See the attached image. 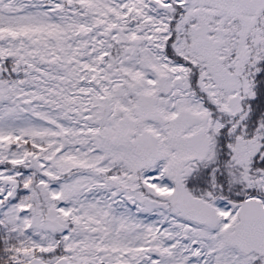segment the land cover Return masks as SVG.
Returning a JSON list of instances; mask_svg holds the SVG:
<instances>
[{
    "label": "snow or ice",
    "instance_id": "6c2138e0",
    "mask_svg": "<svg viewBox=\"0 0 264 264\" xmlns=\"http://www.w3.org/2000/svg\"><path fill=\"white\" fill-rule=\"evenodd\" d=\"M0 264H264V0H0Z\"/></svg>",
    "mask_w": 264,
    "mask_h": 264
}]
</instances>
